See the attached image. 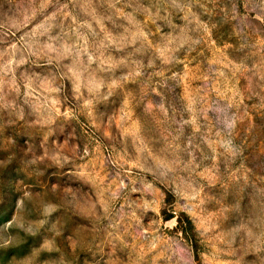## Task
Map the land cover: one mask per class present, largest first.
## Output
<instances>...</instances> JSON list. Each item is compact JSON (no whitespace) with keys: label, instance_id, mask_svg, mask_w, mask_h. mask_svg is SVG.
<instances>
[{"label":"rangeland","instance_id":"rangeland-1","mask_svg":"<svg viewBox=\"0 0 264 264\" xmlns=\"http://www.w3.org/2000/svg\"><path fill=\"white\" fill-rule=\"evenodd\" d=\"M0 264H264V0H0Z\"/></svg>","mask_w":264,"mask_h":264}]
</instances>
